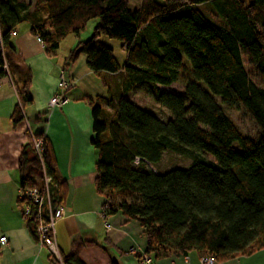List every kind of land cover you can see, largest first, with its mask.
I'll list each match as a JSON object with an SVG mask.
<instances>
[{
  "label": "trees",
  "instance_id": "trees-1",
  "mask_svg": "<svg viewBox=\"0 0 264 264\" xmlns=\"http://www.w3.org/2000/svg\"><path fill=\"white\" fill-rule=\"evenodd\" d=\"M92 20V36L71 50L64 69L84 56L107 90L83 99L92 109L102 217L137 222L146 231L145 256L154 260L196 253L222 264L264 251V89L250 81L244 65L246 59L264 75V0H142L136 10L129 0H0V78L12 71L11 36L19 25L29 23L52 56ZM102 37L121 43L125 62ZM177 84L182 92L163 90ZM30 87L29 72L15 81L14 127L33 104ZM138 93L161 114L129 98ZM226 109L245 111L260 138L245 136ZM168 153L189 157L192 165L161 172ZM19 171L22 189L42 188L46 176L51 205H64L67 185L43 132L28 134ZM47 208L46 202L41 209ZM25 221L38 241L34 220ZM94 246L75 243L61 262L51 254L49 260L87 264L82 253Z\"/></svg>",
  "mask_w": 264,
  "mask_h": 264
},
{
  "label": "crops",
  "instance_id": "crops-1",
  "mask_svg": "<svg viewBox=\"0 0 264 264\" xmlns=\"http://www.w3.org/2000/svg\"><path fill=\"white\" fill-rule=\"evenodd\" d=\"M23 1L35 5L37 0ZM30 29L29 23H23L13 32L11 76L0 78V238H7L6 245L0 246V264H52L49 250L31 235L18 204L21 150L28 134L39 132L49 139L58 172L67 185L65 217L55 226L60 257L69 256L74 244L83 241L98 244L83 251L82 258L87 264H108L110 260L119 264H146L143 262L146 258L150 264H202L196 253L151 259L145 256L147 238L143 227L120 214L108 219L102 217L106 200L95 189L97 155L91 143L92 109L83 99L106 96L107 90L84 63L78 64L83 56L64 69L68 55L63 59L58 57L60 49L56 55H48ZM27 72L33 104L24 109L25 120L14 127L10 118L18 103L15 81L22 82ZM62 74L72 90L62 106L51 108L52 98L64 93L59 88ZM172 87L163 90L173 91ZM106 222L111 228L106 227ZM135 254L142 255L143 260L140 262ZM241 259L222 264H241Z\"/></svg>",
  "mask_w": 264,
  "mask_h": 264
},
{
  "label": "rangeland",
  "instance_id": "rangeland-1",
  "mask_svg": "<svg viewBox=\"0 0 264 264\" xmlns=\"http://www.w3.org/2000/svg\"><path fill=\"white\" fill-rule=\"evenodd\" d=\"M138 2L139 0H130V8L135 9L136 4ZM96 24V20L90 21L87 24L86 28L80 33L79 37L75 35L68 36L61 43V48L58 52V57H61V59L65 58L67 55H69L71 50L74 49L75 46H77L80 41L89 40V38L94 32ZM102 41L110 45L114 49L115 56L120 63L125 62L126 52L122 49V45L119 41L110 40L105 37H102ZM81 59L82 60H80L78 64L80 65V63H84L83 65L86 66V58L83 56ZM244 65L250 81L259 88L264 89V75L261 74L254 66L249 65L246 59L244 60ZM172 90L174 92H181L183 90L182 84H177L173 86ZM129 98L136 104L161 114V110H159V108L155 105L154 101L147 98L145 95L138 93L131 95ZM226 112L231 118V120L234 122V124L245 136H247L254 142H256L260 138L261 133L259 127L245 111L226 109ZM201 158L211 160V158L207 155H201ZM191 165L192 160L189 157L168 153L164 156L161 164L158 165V170H160L161 172H167L175 167L188 168ZM241 264H264V251L259 252L251 257L242 258Z\"/></svg>",
  "mask_w": 264,
  "mask_h": 264
},
{
  "label": "built area",
  "instance_id": "built-area-1",
  "mask_svg": "<svg viewBox=\"0 0 264 264\" xmlns=\"http://www.w3.org/2000/svg\"><path fill=\"white\" fill-rule=\"evenodd\" d=\"M39 42L41 40L37 38ZM60 91L65 92L70 89L69 83L67 82L65 75H61ZM66 100L64 99V93L56 95L50 101V107H60ZM41 141L35 143V148L41 155ZM50 179L44 177V186L40 189H20L19 200H22L21 209L25 220L31 218L35 222V231L38 235V241L43 247H46L50 254L53 255L58 261L61 262L59 249L56 243V223L65 217V210L63 206L53 207L51 205V193L49 191ZM47 202V210L41 209V207ZM35 207L38 209L35 211ZM106 227L111 228V224L106 222ZM7 243L6 237L0 238V246H4ZM144 263L150 264V259L146 258L143 260ZM202 264H215V260L212 257H202Z\"/></svg>",
  "mask_w": 264,
  "mask_h": 264
}]
</instances>
